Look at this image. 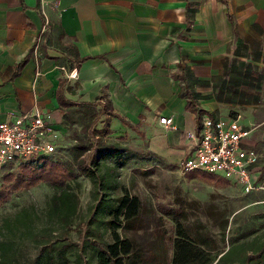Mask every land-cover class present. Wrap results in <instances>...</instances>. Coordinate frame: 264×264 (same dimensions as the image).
Returning <instances> with one entry per match:
<instances>
[{"label":"crops","instance_id":"obj_1","mask_svg":"<svg viewBox=\"0 0 264 264\" xmlns=\"http://www.w3.org/2000/svg\"><path fill=\"white\" fill-rule=\"evenodd\" d=\"M48 23L83 57L70 71L64 59L57 66L39 57ZM61 77L71 87L68 99L92 101L104 92L160 157L187 154V133L201 114L237 118L250 129L241 146L254 150L257 138L264 141V115H254L264 82V0H0V119L45 107L62 127L55 99ZM185 91L207 113L185 109ZM161 115L171 117V127L157 123ZM108 119L111 129L123 126Z\"/></svg>","mask_w":264,"mask_h":264},{"label":"trees","instance_id":"obj_2","mask_svg":"<svg viewBox=\"0 0 264 264\" xmlns=\"http://www.w3.org/2000/svg\"><path fill=\"white\" fill-rule=\"evenodd\" d=\"M47 25L48 31L41 33V41L36 45L39 57L52 59L57 66H61L64 59L67 71L77 67L83 57H79L72 39L59 25ZM47 48L62 56H49ZM33 51L34 47L29 48L14 65L15 74L32 57ZM178 66L181 68L180 64ZM70 91L66 79L59 78L55 99L63 124L70 125L76 120L80 124L79 130L71 132L70 159L54 158V152L36 168H31L28 162H20L19 173H6L2 177L5 183L0 187V204L11 192L27 190L38 183L47 185L52 193L42 218L25 207L1 219L0 264H264V232L250 238L243 234L242 240L226 246V218L223 216L211 215L210 222L192 224L182 211L161 206L162 213L155 216L154 223L165 228L161 232L164 237L146 244L127 237L126 231L148 228L140 214L138 197L118 184V169L124 164L128 150L110 141L106 137L108 130L95 128V123L100 116L115 118L140 136L142 132L113 111L104 92L92 101H84L66 98L65 92ZM182 96L185 109L198 116L207 113L197 109V95L185 91ZM107 159H112L113 163H106ZM259 171L257 179L263 172ZM78 176L86 177L91 188L85 214L75 219L77 196L68 181ZM185 177H197L207 184L226 182L201 172L186 173ZM161 216L168 219L167 226H163ZM214 234L220 245L215 242ZM66 254L72 257L69 263L64 258Z\"/></svg>","mask_w":264,"mask_h":264},{"label":"rangeland","instance_id":"obj_3","mask_svg":"<svg viewBox=\"0 0 264 264\" xmlns=\"http://www.w3.org/2000/svg\"><path fill=\"white\" fill-rule=\"evenodd\" d=\"M258 92L260 106L254 115L263 117L264 82ZM58 111L60 112L59 109ZM61 120L64 135H62L53 157L64 161L70 159L71 145L73 144V140L70 138L71 132L73 129L79 130L80 124L76 120L70 125L66 123L64 125L62 117ZM108 120L104 116H100L95 123V128H106L108 130L106 137L128 150L124 164L118 169V184L128 193L138 197L140 214L148 223V228L144 230L126 231L127 237L143 241L144 244L164 237L161 236V232L165 228L154 223L155 216L162 213L159 211L161 206L174 211H182L192 224L210 222L211 215L225 217L224 245L226 246L233 241L242 240L243 234H246V238H250L252 235L264 232L263 140L257 138L254 144L260 164L259 169L263 171L261 178L256 179L259 188L250 193H243L228 181L207 184L197 177L187 179L186 174H181L177 168L181 156L166 159L151 153L143 135L140 136L124 125L117 130L111 129ZM106 163L112 164L113 160L107 159ZM40 164L41 162L29 165L31 168H36ZM19 172L20 168L17 163L4 165L0 172V187L5 183L3 175L6 173L15 175ZM256 175L258 176V172ZM213 180H217V178ZM68 183L77 196L75 215V219H77L85 214L91 185L84 176H78ZM51 193L52 190L44 183H38L27 190L11 192L7 199L0 204V221L25 207L33 209L42 218ZM161 219L163 226L169 224L168 219L166 220L164 217ZM215 229L212 227V230L215 231ZM214 239L217 244H221L216 234H214ZM64 258L68 263L72 260L69 254H66Z\"/></svg>","mask_w":264,"mask_h":264},{"label":"built area","instance_id":"obj_4","mask_svg":"<svg viewBox=\"0 0 264 264\" xmlns=\"http://www.w3.org/2000/svg\"><path fill=\"white\" fill-rule=\"evenodd\" d=\"M156 121L165 128L172 126L169 116H158ZM249 131L239 124L237 118H214L201 114L197 129L187 133L190 146L178 162V171L181 174L201 172L220 177L243 193L257 190L258 155L252 148L241 146V140L248 136ZM62 135L64 129L60 121L45 107L1 118L0 172L4 165L11 163L39 164L56 151Z\"/></svg>","mask_w":264,"mask_h":264}]
</instances>
